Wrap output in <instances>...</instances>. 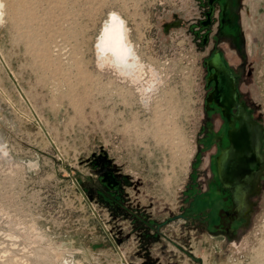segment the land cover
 <instances>
[{"label":"rangeland","instance_id":"1","mask_svg":"<svg viewBox=\"0 0 264 264\" xmlns=\"http://www.w3.org/2000/svg\"><path fill=\"white\" fill-rule=\"evenodd\" d=\"M1 3L0 264H264V189L237 241L181 218L211 56L184 25L194 0ZM238 3L239 89L264 138V0ZM112 14L138 80L99 56Z\"/></svg>","mask_w":264,"mask_h":264},{"label":"flooded vegetation","instance_id":"2","mask_svg":"<svg viewBox=\"0 0 264 264\" xmlns=\"http://www.w3.org/2000/svg\"><path fill=\"white\" fill-rule=\"evenodd\" d=\"M238 8V0H194L192 9L195 11L184 24L194 46L199 49L209 47L211 56L220 53L234 78L236 101L243 106L237 108L224 101L221 108L214 102L207 103L214 83H208L210 72L205 65L203 117L199 149L196 146L195 150L198 158L192 161L186 177L183 191L185 215L181 218L190 224L192 230H199L210 238H219L224 243L240 238L242 229L249 222V215L259 207L264 189L263 127L239 89L250 62ZM180 18L183 19L182 16L177 17ZM180 24L178 20L171 26L177 28ZM228 52L237 69L232 68L226 59ZM110 59L115 62L114 58ZM122 65L121 72L126 76L132 74L137 67L136 55L126 61L123 59ZM257 127L260 130L258 148L255 143ZM197 160L203 167H196ZM254 164L258 168L255 173L252 171ZM109 180L112 185H117L112 177Z\"/></svg>","mask_w":264,"mask_h":264},{"label":"water","instance_id":"3","mask_svg":"<svg viewBox=\"0 0 264 264\" xmlns=\"http://www.w3.org/2000/svg\"><path fill=\"white\" fill-rule=\"evenodd\" d=\"M205 65L209 70L207 77L208 83H214V89L209 94L207 103L214 102L217 106L223 108V103L230 102L232 106L237 108L243 107L236 101V90L234 85V78L230 69L225 65L224 61L219 52L214 53L206 62ZM248 117L245 115V119ZM260 130L256 129L255 143L257 148L259 146L258 133ZM257 165L254 164L252 167L253 173L257 171ZM110 178V177H109Z\"/></svg>","mask_w":264,"mask_h":264},{"label":"clouds","instance_id":"4","mask_svg":"<svg viewBox=\"0 0 264 264\" xmlns=\"http://www.w3.org/2000/svg\"><path fill=\"white\" fill-rule=\"evenodd\" d=\"M106 48L117 61L124 58L125 55L131 58L134 56L133 46L128 39V29L123 20L114 19L105 29Z\"/></svg>","mask_w":264,"mask_h":264},{"label":"bare ground","instance_id":"5","mask_svg":"<svg viewBox=\"0 0 264 264\" xmlns=\"http://www.w3.org/2000/svg\"><path fill=\"white\" fill-rule=\"evenodd\" d=\"M230 1V0H229ZM2 3H1V0H0V21H1V13H2ZM118 16V15H117ZM116 16V14L115 15H110L109 17H110V19H109V22H106L105 23V25L103 26V29L101 30V33H100V36L98 37V40H97V43H96V46H97V44H98V48H99V56H101V57H104V58H106L105 56L107 55V54H110L109 52H107L106 50H105V48H106V44H107V41H106V37H105V35H104V33H105V29L113 22V18L115 17V19H118V20H120L118 17ZM121 18V17H120ZM111 58H114L113 56H111ZM132 58V57H131ZM125 61L127 60V59H129V56H127V55H125L124 56V58H123ZM123 59H121V60H119V61H117L115 58H114V60H115V62H116V64L118 65V66H121V67H123V65H122V60ZM138 59V58H137ZM137 64H138V68H139V70L138 69H136L135 70V75H137V78L136 79H132V78H130L132 81H134V80H138V78L140 77V75H139V73H140V71H141V64L139 63V61L137 62ZM125 77V76H124ZM145 88V87H144ZM148 89V88H147ZM214 104V103H213ZM207 107V106H206ZM213 108V107H212ZM233 123V122H232ZM261 143V142H260ZM255 145V144H254ZM255 150H257L256 148H255ZM14 262V261H13ZM17 262V261H16Z\"/></svg>","mask_w":264,"mask_h":264},{"label":"snow or ice","instance_id":"6","mask_svg":"<svg viewBox=\"0 0 264 264\" xmlns=\"http://www.w3.org/2000/svg\"><path fill=\"white\" fill-rule=\"evenodd\" d=\"M113 19H115V17Z\"/></svg>","mask_w":264,"mask_h":264},{"label":"built area","instance_id":"7","mask_svg":"<svg viewBox=\"0 0 264 264\" xmlns=\"http://www.w3.org/2000/svg\"><path fill=\"white\" fill-rule=\"evenodd\" d=\"M205 84V83H204Z\"/></svg>","mask_w":264,"mask_h":264}]
</instances>
